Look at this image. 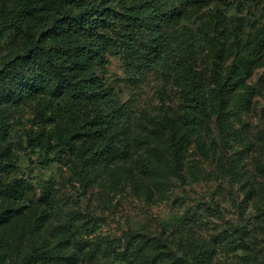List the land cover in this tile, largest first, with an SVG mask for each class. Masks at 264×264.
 I'll return each mask as SVG.
<instances>
[{
  "label": "rangeland",
  "instance_id": "obj_1",
  "mask_svg": "<svg viewBox=\"0 0 264 264\" xmlns=\"http://www.w3.org/2000/svg\"><path fill=\"white\" fill-rule=\"evenodd\" d=\"M30 1L42 0H0V68L40 33L39 12H20ZM149 1L104 0L123 14L93 38L105 46L92 65L99 85L74 115L50 96L49 111L71 137L63 150H29L34 101L0 104L11 125L0 153L35 184L27 213L0 225V264H25L32 254L47 257L35 264H264V0L189 10L154 0L168 13L162 63L125 15ZM194 81L223 93L221 111L209 112L201 130L182 123ZM120 108L123 124L113 114ZM49 180L56 207L43 214ZM7 204L0 197V212ZM126 250L133 257L119 260Z\"/></svg>",
  "mask_w": 264,
  "mask_h": 264
},
{
  "label": "trees",
  "instance_id": "obj_2",
  "mask_svg": "<svg viewBox=\"0 0 264 264\" xmlns=\"http://www.w3.org/2000/svg\"><path fill=\"white\" fill-rule=\"evenodd\" d=\"M175 1L185 10L203 8L214 3L224 4L226 7L233 6L228 5V0ZM103 2L104 0L30 1L20 11L25 19L39 12L40 33L31 35L21 52L5 61L0 68V104L11 103L23 97L36 103L34 107L36 122L28 129L27 139V146L32 152L41 151L49 155L57 150H63L71 140L69 133L57 124L55 114L49 111L50 96L62 97L69 113L74 115L77 100L87 96L90 89L99 85L100 79L94 74L92 65L100 58L105 46L93 38L96 37L100 26L109 22V17L123 14L111 6L104 7ZM248 2L251 4L254 0ZM125 15L131 23L136 24L135 27L145 30L142 38L147 43L148 56L162 63L161 58L165 51L161 46L165 40L161 27L166 22L168 13L154 0H150L139 8L127 11ZM4 32V29L0 30V52ZM75 35L81 39L79 46L74 45ZM46 41L51 43L47 44ZM75 50L77 55H74ZM154 60L144 63L146 69L153 66ZM194 82L185 91L186 105L182 123L187 130H201L207 114L220 112L222 107V103L219 102L223 99L221 90H207ZM113 114L119 124L126 121L123 108L117 109ZM10 127V122L0 111L2 137L6 138L9 135ZM184 145V142H181L177 150H182ZM91 155L99 160L104 156L99 150L92 151ZM50 164L51 160L45 162V166ZM18 175V167L5 163L4 155L0 153V197L8 201L6 208L0 212V225L26 214L31 208L27 197L35 190V184L27 177ZM40 200L43 214L55 209L53 180L47 181L43 186ZM88 223L92 231L98 229L96 222ZM116 257L121 261H127L133 255L126 250L116 252ZM44 260H47L46 256L32 254L24 259V263L35 264Z\"/></svg>",
  "mask_w": 264,
  "mask_h": 264
}]
</instances>
